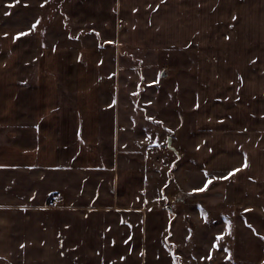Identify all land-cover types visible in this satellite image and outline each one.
Returning <instances> with one entry per match:
<instances>
[{
	"label": "crops",
	"instance_id": "1",
	"mask_svg": "<svg viewBox=\"0 0 264 264\" xmlns=\"http://www.w3.org/2000/svg\"><path fill=\"white\" fill-rule=\"evenodd\" d=\"M61 16L0 25V264H148L154 227L178 243L176 220L154 223L155 128L172 132L173 183L216 190L264 264V0H67ZM180 54L186 109L176 78L168 128L158 68Z\"/></svg>",
	"mask_w": 264,
	"mask_h": 264
},
{
	"label": "rangeland",
	"instance_id": "2",
	"mask_svg": "<svg viewBox=\"0 0 264 264\" xmlns=\"http://www.w3.org/2000/svg\"><path fill=\"white\" fill-rule=\"evenodd\" d=\"M66 1L67 0H0V25L21 24L23 22L29 23L31 21L40 23L41 26L59 24V21L62 20L61 15H63ZM168 61V65H163L164 67L158 68V70L161 69L160 71L168 75L166 79L162 80L160 85V87H162L160 91L164 94L163 97L161 96L162 99L160 101L163 108L161 109L155 105L153 109L160 119V121L154 120V122L165 124L164 127L171 128L173 118V107L171 105L173 103L171 98L173 81H175L176 78L180 81V99L182 104L184 103L183 106L186 109L188 69L186 67V55L180 54L173 63L172 58L166 60V62ZM137 119L142 126L143 124L141 121L143 117L139 115ZM155 129L148 132L149 139L151 140H148L146 149L150 154L154 153L153 149H161L165 156L158 154V157H162L163 159L168 156V158H164L163 162L160 164L157 163L158 159H156L149 165L153 172H157L154 174L158 177L156 184L158 193L161 188L164 187L162 190L167 196L165 197L163 195L162 198L160 197L161 199L159 198L161 200L162 209L154 213L157 219L154 223H157L156 225L160 227L158 229H161L166 218L170 219V222L176 220L177 222H175L174 227L176 230L177 226H180V229H177L180 234L175 238L178 241L176 244L169 242L167 239L164 243H157L154 238L156 236V229L154 227L153 236L148 237L149 240H152L147 244L148 264L172 263L170 259L171 255L176 264H252L250 259L252 250L254 251L253 243L255 244L256 238L253 237L251 228L242 227L241 223L234 219V215L231 214L228 203L219 202L218 198L220 194L216 190L210 189L206 194L196 195L180 203H174L177 193H187V189L200 184L202 181L200 179L186 181L187 179L184 180V177L183 179L180 177V180H177V182L174 181L173 183L171 171L174 166L173 163H171L170 150L168 147L166 148V137H171L172 132L154 131ZM181 133L183 132L181 131ZM155 135L159 137L163 135L162 143H160L161 146L151 144L155 139ZM187 184H189V186ZM209 201H211L210 204H208ZM182 203L189 204L190 211L187 212L185 209L177 210L176 213L181 216L179 219L173 212L170 213L167 210V206L177 209ZM202 203H205V206H203ZM198 204H201L200 206L202 208H197L195 213V211H193V206L196 207ZM185 223L190 224L191 232L193 233V238L190 243L184 239L183 229L185 228ZM161 254L162 256H160ZM187 255L190 258L189 260L186 258Z\"/></svg>",
	"mask_w": 264,
	"mask_h": 264
},
{
	"label": "built area",
	"instance_id": "3",
	"mask_svg": "<svg viewBox=\"0 0 264 264\" xmlns=\"http://www.w3.org/2000/svg\"><path fill=\"white\" fill-rule=\"evenodd\" d=\"M122 27V24H118V28H121ZM183 194L185 193H177L175 199H174V203H180L181 201H184V200H187L189 198H192V197H195L196 195L195 194H188L189 196L185 197L183 196ZM58 202H61V199H58V198H54V199H51L50 201H48V206L49 207H55L57 206V203Z\"/></svg>",
	"mask_w": 264,
	"mask_h": 264
},
{
	"label": "snow or ice",
	"instance_id": "4",
	"mask_svg": "<svg viewBox=\"0 0 264 264\" xmlns=\"http://www.w3.org/2000/svg\"><path fill=\"white\" fill-rule=\"evenodd\" d=\"M18 35H25V33H20V34H18ZM246 166V165H245ZM239 169H236V170H234V171H238ZM229 175H232V173L230 172L229 173ZM226 178V177H225ZM208 183H211V180H209L208 181ZM205 188L207 187V184H205V186H204ZM204 189H196L195 191H203ZM22 247H23V245H22Z\"/></svg>",
	"mask_w": 264,
	"mask_h": 264
},
{
	"label": "water",
	"instance_id": "5",
	"mask_svg": "<svg viewBox=\"0 0 264 264\" xmlns=\"http://www.w3.org/2000/svg\"><path fill=\"white\" fill-rule=\"evenodd\" d=\"M167 210L171 213L172 212V207L171 206H167Z\"/></svg>",
	"mask_w": 264,
	"mask_h": 264
},
{
	"label": "bare ground",
	"instance_id": "6",
	"mask_svg": "<svg viewBox=\"0 0 264 264\" xmlns=\"http://www.w3.org/2000/svg\"><path fill=\"white\" fill-rule=\"evenodd\" d=\"M186 195V196H185ZM183 196H185V197H187V196H189L187 193H185V194H183Z\"/></svg>",
	"mask_w": 264,
	"mask_h": 264
}]
</instances>
